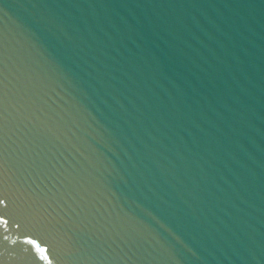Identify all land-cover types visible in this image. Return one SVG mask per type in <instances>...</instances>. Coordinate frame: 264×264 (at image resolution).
Segmentation results:
<instances>
[{
    "label": "water",
    "instance_id": "95a60500",
    "mask_svg": "<svg viewBox=\"0 0 264 264\" xmlns=\"http://www.w3.org/2000/svg\"><path fill=\"white\" fill-rule=\"evenodd\" d=\"M0 264H264V0H0Z\"/></svg>",
    "mask_w": 264,
    "mask_h": 264
}]
</instances>
